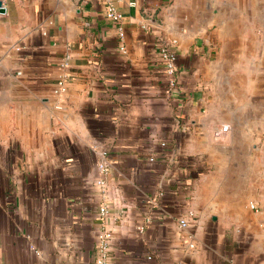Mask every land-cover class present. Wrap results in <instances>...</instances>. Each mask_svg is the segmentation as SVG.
I'll return each instance as SVG.
<instances>
[{
  "label": "crops",
  "instance_id": "1",
  "mask_svg": "<svg viewBox=\"0 0 264 264\" xmlns=\"http://www.w3.org/2000/svg\"><path fill=\"white\" fill-rule=\"evenodd\" d=\"M0 1V264H264V0Z\"/></svg>",
  "mask_w": 264,
  "mask_h": 264
},
{
  "label": "built area",
  "instance_id": "2",
  "mask_svg": "<svg viewBox=\"0 0 264 264\" xmlns=\"http://www.w3.org/2000/svg\"><path fill=\"white\" fill-rule=\"evenodd\" d=\"M133 4V2H132ZM105 16L108 20L114 22L117 24L118 29V38L121 42V49H124L123 39H124V31L120 25V21L122 19V14L118 10V8L114 5L113 2L110 0L107 1L106 9H105ZM176 44V40H171L170 42H162L160 44L159 52L162 59L163 69H164V75L167 80V87L168 90H174L177 87L178 83V69H177V52L174 48V45ZM66 79H60L58 81V89H56V92H60L64 89V81ZM228 130L227 126H221L219 128H216L214 131V136L220 138L223 136V134ZM162 145H165L163 142ZM107 152L103 151L102 155H106ZM153 158H151L152 160ZM98 171H99V179L98 184L101 186H104L106 183V176L109 172L108 163L106 160H103L98 163ZM163 195L162 191H159L156 195H154L150 202H155L157 200V197H160ZM100 212L102 215H104L107 210L105 206H102L100 208ZM147 222L150 221V218L146 219ZM190 222L189 218H182L179 221V225L181 227H185ZM143 229V227H141ZM113 234L108 227L103 224L102 228L100 230V233L98 235L97 239V249H98V255L95 260V264H112L111 263V242H112Z\"/></svg>",
  "mask_w": 264,
  "mask_h": 264
},
{
  "label": "water",
  "instance_id": "3",
  "mask_svg": "<svg viewBox=\"0 0 264 264\" xmlns=\"http://www.w3.org/2000/svg\"><path fill=\"white\" fill-rule=\"evenodd\" d=\"M1 5H2V3H1V1H0V10H1V8H2Z\"/></svg>",
  "mask_w": 264,
  "mask_h": 264
}]
</instances>
